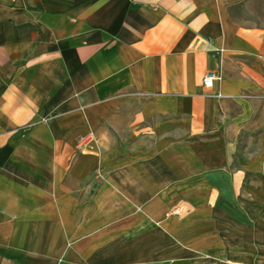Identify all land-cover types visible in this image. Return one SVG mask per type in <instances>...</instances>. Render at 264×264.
Here are the masks:
<instances>
[{"label": "crops", "instance_id": "crops-1", "mask_svg": "<svg viewBox=\"0 0 264 264\" xmlns=\"http://www.w3.org/2000/svg\"><path fill=\"white\" fill-rule=\"evenodd\" d=\"M233 5L0 0V264H264V27Z\"/></svg>", "mask_w": 264, "mask_h": 264}, {"label": "rangeland", "instance_id": "rangeland-1", "mask_svg": "<svg viewBox=\"0 0 264 264\" xmlns=\"http://www.w3.org/2000/svg\"><path fill=\"white\" fill-rule=\"evenodd\" d=\"M231 14L237 21L247 25L264 27V0H231ZM101 144L94 133H88L78 138L76 148L79 153L98 154Z\"/></svg>", "mask_w": 264, "mask_h": 264}, {"label": "built area", "instance_id": "built-area-1", "mask_svg": "<svg viewBox=\"0 0 264 264\" xmlns=\"http://www.w3.org/2000/svg\"><path fill=\"white\" fill-rule=\"evenodd\" d=\"M220 79H221V76L219 74H217L216 72L210 71L205 74V76L202 79V82L205 87L210 88L213 86V83L215 80H220ZM216 96H220V94L218 93L216 94ZM182 209L183 208L178 207V208H175L172 212L173 214L181 215V213L183 212Z\"/></svg>", "mask_w": 264, "mask_h": 264}]
</instances>
